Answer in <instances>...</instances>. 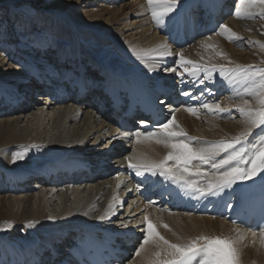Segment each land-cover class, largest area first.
<instances>
[{
	"label": "bare ground",
	"instance_id": "bare-ground-1",
	"mask_svg": "<svg viewBox=\"0 0 264 264\" xmlns=\"http://www.w3.org/2000/svg\"><path fill=\"white\" fill-rule=\"evenodd\" d=\"M181 5L196 7L199 2L181 0ZM236 6L238 0L222 8L223 24L241 41H230L217 30L175 49L167 40L170 30L156 24L147 0H0V227L14 224L0 232V264H54L75 246L112 242L123 243L118 248L128 254L123 264H163L169 249L158 238L136 254L146 235L145 216L164 224L155 225L156 230L170 243L183 245L205 236L229 238L236 241L239 264H264V233L253 236L226 219L197 212L157 209L142 200L145 187L134 178L136 173L116 178L126 159L163 160L172 149L157 142L162 133L149 132L154 134L150 138L139 120L131 130L119 128L103 95L98 104L75 97L59 104L50 99L55 94L50 88L44 94L42 86L29 83L33 72L56 69L57 87H66L74 75V82H92L107 90L116 89L120 78L132 73L146 78L152 88L162 84L166 91L158 92L165 98L171 91L181 97L176 122L189 138H196L194 146L231 141L248 126L237 109L261 105L256 94L260 78L229 70L237 65L264 67V18L239 19L233 14ZM253 10L258 13L259 5ZM161 45L171 55L153 61L150 55ZM181 53L209 68L224 66V75L216 70L212 79L194 86L187 74L182 81L177 73L163 72V67L178 63ZM180 87L194 94L191 102L183 101ZM217 93L220 99L213 102ZM202 103H218L222 111L209 112L200 107ZM189 105L198 108L196 115L186 111ZM256 130L244 142L246 148L258 141ZM24 148L29 149L27 155L13 163V153ZM193 164L199 166L198 161ZM202 167L213 171L210 165ZM88 169L94 179L71 186L73 180L86 177ZM106 213L109 219H98ZM29 222L34 226L28 227Z\"/></svg>",
	"mask_w": 264,
	"mask_h": 264
},
{
	"label": "snow or ice",
	"instance_id": "snow-or-ice-1",
	"mask_svg": "<svg viewBox=\"0 0 264 264\" xmlns=\"http://www.w3.org/2000/svg\"><path fill=\"white\" fill-rule=\"evenodd\" d=\"M151 15L158 26H166L170 31L175 29L177 32L183 27H187L190 20L184 15V8L181 5V0H147ZM259 5V12L253 9ZM179 6V10L178 9ZM239 19H254L257 16L264 18V0H238V6L235 7L234 13ZM219 34L225 35L230 41H241L243 38L236 35L227 24L218 26ZM209 47H211L209 45ZM147 55V54H146ZM171 52L166 45H161L160 50H153L150 59L153 61L165 59L170 56ZM182 69V72H178ZM155 69H149L150 72ZM218 70L223 76L225 72L224 66L213 65L211 68L201 64H197L191 60H186L183 53L179 55L178 63L174 62V66L163 67L165 73H177L178 77L183 81L185 75L190 77L194 83L203 84L205 79H212L214 72ZM234 71L245 78L259 77V89L256 94L260 97L261 105L258 109L251 107H239L237 110L246 117L247 128L239 136L231 141H220L217 143H201L199 146H194L192 141L196 138H189L187 132L180 127L176 122L175 113L179 110L173 108L166 99H160L158 103L164 106L168 111L166 119L158 120L153 123L151 120H141V125L147 126L153 124L163 136L157 139L158 143H163L165 146L172 149L163 160L149 161L140 159L133 163L129 158V167L132 168L136 175L143 176L149 173L151 176H162L166 180L177 184L181 188L187 190L191 194L199 198H208L220 196L226 189H232L234 185H240L239 190H244L248 185L243 182L252 181L253 185H259L264 191V130L259 134L257 142L251 144L250 148L244 146V142L252 134L253 128H261L264 126V67L256 68L250 66L248 68L237 65ZM211 92V89H206ZM255 91V90H254ZM181 95L191 97L189 91H181ZM244 105H248V101H244ZM201 108L207 109L209 112L222 111L220 105L202 103ZM186 111L192 115H196L198 108L195 106H186ZM161 115L163 111L161 110ZM153 133H148V136L153 137ZM138 138L140 133H134ZM236 145H240L236 148ZM32 147H37L33 145ZM29 149L24 148L16 151L12 155V162L23 159ZM221 153H226L223 158L217 160ZM198 161L199 166L193 162ZM173 162V163H169ZM203 165H210L213 171L209 172L203 169ZM258 179H255L257 178ZM230 194V193H229ZM113 206H109V213H112ZM261 212L264 213V202L261 204ZM49 220L54 219L49 216ZM101 221L109 219V214L106 213L98 217ZM146 223V232L142 242L140 243L137 255L144 250V246L149 244L153 238L163 241L168 246V257L163 264H239L238 250L235 247L236 241L229 238L221 237H198L186 244L170 243L156 230V226L147 216L144 217ZM34 226V222H29L28 227ZM126 227L127 224L125 223ZM14 224L9 221L3 227H0V232L11 230ZM167 227V225H165ZM261 231H264L262 229ZM256 232L253 231V236ZM160 253H157L159 256Z\"/></svg>",
	"mask_w": 264,
	"mask_h": 264
},
{
	"label": "rangeland",
	"instance_id": "rangeland-1",
	"mask_svg": "<svg viewBox=\"0 0 264 264\" xmlns=\"http://www.w3.org/2000/svg\"><path fill=\"white\" fill-rule=\"evenodd\" d=\"M47 1H49V0H47ZM152 222H153L154 225H157L158 227L164 228V224L163 223H161L160 225H158V222L155 219H153Z\"/></svg>",
	"mask_w": 264,
	"mask_h": 264
}]
</instances>
